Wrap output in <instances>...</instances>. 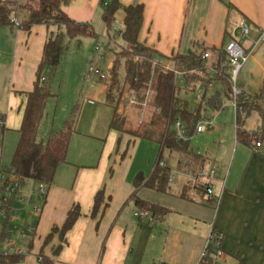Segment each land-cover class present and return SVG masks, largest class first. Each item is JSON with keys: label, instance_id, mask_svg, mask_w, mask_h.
Listing matches in <instances>:
<instances>
[{"label": "crops", "instance_id": "0c3cea01", "mask_svg": "<svg viewBox=\"0 0 264 264\" xmlns=\"http://www.w3.org/2000/svg\"><path fill=\"white\" fill-rule=\"evenodd\" d=\"M104 1L111 0H71L63 11L78 23H90L98 37L101 30H96V21H102L106 26ZM119 1L123 5H143L144 20L139 41L156 52L153 56L155 63L176 70L177 56L201 53L203 49L209 51V61L212 62L215 49H224L227 43L236 41L246 53H251L240 70L243 76L239 88H236L252 97L263 93L264 41L257 47L254 45L264 34V0ZM116 16L122 23V11ZM243 21L250 26L247 38L240 36ZM15 30L11 29L16 36L14 72L18 71V79L14 78L12 93L15 94H11V99L22 118L25 93L32 91L37 81L48 28L40 24L30 31ZM106 34L110 40V33ZM110 53L109 50L106 57ZM27 69L35 76L28 84L22 80ZM178 77V84H182L180 75ZM104 100L103 105L107 106ZM94 104L89 99L85 108L97 111ZM228 107L230 105L225 104L222 110L211 114L215 116L213 129L195 133L189 142L193 137L208 133L225 138L226 127L219 119ZM126 110L129 116L132 106H122L118 113ZM113 114L112 109V115L106 122L98 124L92 120L86 132L77 130L72 135L71 140L75 135L74 140L81 138L82 145L100 141L107 147L100 152L95 165L89 162L91 156L81 165L70 161L67 155L68 162L62 165L71 167L59 166L55 181L49 186L43 212L39 217L28 214L35 231L22 259L3 264H42L41 253L53 264H264V118L260 114L257 113L260 118L255 123H248L253 113L244 122V129L254 135L250 146L237 140L235 120V144L240 146L233 152L229 166L220 151L211 157L201 151H193L189 144V151L197 157L179 152H176L177 157H173L170 152L169 157L176 162V167L171 169L163 150L161 161L169 170L165 191H159L157 186H145L154 177L158 159L148 176L141 171L131 173L127 165L133 150L145 140L127 132L111 130ZM228 140V145L234 142L231 137ZM257 141L261 142L260 147H255ZM222 142L223 139L219 140L220 145ZM210 170H215V174L207 179L206 174ZM198 172H203L204 176L196 178L194 175ZM139 174H142L144 184L137 189L135 180ZM205 184L213 188L210 197ZM101 190L109 198L108 206L101 216L94 218V199ZM135 194L141 200L164 207L166 212L153 216L152 220L137 218L134 213L139 208L133 199ZM74 205H79L81 216L66 234L67 242L61 251L54 255V249L61 244L58 236L47 246H44V240L54 226L63 225ZM213 234L214 239L221 235L220 255L215 248L206 249Z\"/></svg>", "mask_w": 264, "mask_h": 264}, {"label": "trees", "instance_id": "16d2710c", "mask_svg": "<svg viewBox=\"0 0 264 264\" xmlns=\"http://www.w3.org/2000/svg\"><path fill=\"white\" fill-rule=\"evenodd\" d=\"M70 2L71 0H0V27H10L13 30L15 28L13 19L17 18L18 28L25 31H30L33 26L40 24L48 28L35 87L25 93L26 103L18 130L20 139L13 158V167L24 184L34 181L52 185L59 166L67 163L71 137L77 132L79 106L75 107L70 119L60 131L52 132L45 141L39 138L40 127L46 117V102L53 94L49 83L50 77L60 68L72 40L96 37L90 23H78L63 11V7ZM102 7L107 33L117 20V13L122 11L124 17L119 35L126 43V47L115 53L107 78L104 79L106 86L104 103L114 110L111 130L127 132L136 138L158 143L161 148L159 162L165 148L170 152H179L196 158L197 155L189 151V138L195 135L198 122L212 113L219 112L226 102L233 103L235 99L237 140L249 146L252 144L254 135L244 129V122L254 112L264 118V89L259 96H247L241 92L235 98L231 81L232 67L223 48L214 50L215 59L212 62L209 61L211 56L203 58L204 53L209 52L203 49L201 53L191 52L177 56L176 70L166 69L154 62L153 56L156 52L139 41L144 20L143 5L138 3L123 5L119 0H111L107 6L102 3ZM179 75L182 84H178ZM42 77L45 78V83L40 82ZM150 80L155 86L153 109L150 110V115L144 118L146 121L132 125L128 120L127 110L122 114L118 113L120 104L126 93L135 101H144L145 86ZM202 85L201 92L197 93L198 87ZM194 93L196 104L192 106L187 98ZM197 95H200L199 99ZM127 106L124 104L125 108ZM131 106L139 115L142 108L138 105ZM176 122L184 125L187 140L177 141L174 129ZM168 176V168H161L158 163L153 179L145 186L152 188L157 186L159 191H165ZM143 181L142 174H139L135 180L137 189L143 186ZM133 199L139 210H146L152 216H161L166 212L164 207L141 200L136 194L133 195ZM107 201L109 198L106 197L104 190L96 194L92 217L103 214L108 206ZM80 216L79 205H74L63 225L54 226L46 236L44 246L50 244L55 236L61 241L54 249V255L61 251L67 242L66 234ZM209 248L214 249L213 245ZM41 254L42 264H53L50 258ZM20 259L22 256H12L5 261L18 262Z\"/></svg>", "mask_w": 264, "mask_h": 264}, {"label": "rangeland", "instance_id": "374dc122", "mask_svg": "<svg viewBox=\"0 0 264 264\" xmlns=\"http://www.w3.org/2000/svg\"><path fill=\"white\" fill-rule=\"evenodd\" d=\"M121 25L122 23L120 22L119 26ZM98 28L101 30L100 36L83 37L80 41L74 39L70 42L69 51L63 57L60 68L52 77H50L49 83L51 86V92L53 94L46 102V117L43 120L39 131V138L41 140L45 141L50 137L52 132L60 131L65 125V122L70 119L76 106H79L77 130L86 132L88 130V126L92 123V120L97 121L98 124H101L102 121L106 122L110 119L112 115V108L103 105V100L105 99V82L96 75H90L88 66L89 62L92 61L95 55V46L97 44L104 46L106 49L110 50L111 53L108 57L105 56L104 59L98 63V66L108 75L109 68L111 67L112 61L116 55L115 53H117L119 49L126 47V43L119 34H116L113 31V29L109 31V40L105 30L106 26L102 21L98 23L96 21L97 31ZM15 29L16 28L13 29L14 32L16 31ZM14 32L11 31L10 27H0V45L3 47L0 49V112L5 113L6 115L4 116L0 113V115H3L5 119V130L2 134V164L6 168L13 166L14 154L20 139L18 130L22 120L20 113H18V108L14 106V102H12L11 99V94H13L12 88H14V78L16 80L18 79V71L15 70L14 72L16 65H14L16 62L14 59L16 43V36ZM242 76L243 73L240 71L236 81H234L235 87L239 88V82L241 81ZM31 78H35V76L30 74L29 69L23 72L22 80L24 83L28 84L31 81ZM202 88L203 85L199 86L197 93L201 92ZM147 89L148 87L146 85L145 90ZM195 97L196 94L194 93L187 98L192 106L196 104ZM129 98L133 99L128 93H126L119 108L124 106V104H128V106L133 105L126 101L127 99L129 100ZM89 99L95 102L94 105L98 107L97 111L96 109L89 110L85 108L89 104ZM10 102H12L11 105L13 106L11 107L12 111L10 110ZM226 104L230 105V107L226 108L224 114L219 119L226 127L225 138H219V134L208 133L203 136L193 137L190 139L189 144L193 151H201L202 153H205L211 157H215V155H217V153L220 151L224 155L223 159L225 160L226 165L228 164L229 166L233 152L238 145L240 146V144H235V109L232 105V102H226ZM151 109H153V102L150 103L146 110H141L139 115L134 109L130 110L131 112L129 111L130 114L128 116L130 123L132 125H136L137 122L141 124L144 120L146 121L147 119L144 118L150 115ZM259 118L260 117L257 113H253L248 120V123H255ZM74 137L75 135L70 142V152H68L69 160L82 165L88 162V156H91L92 160L89 161L90 164H97L100 152L107 146L100 141H96L94 143L90 142L87 145H82L81 141L83 140L81 138L74 140ZM230 137L231 140H234V142L228 145L230 141L228 139ZM221 139H223L222 145L219 144V140ZM109 148L110 142L108 143V149ZM159 151V144L146 140L142 141L140 144H138L136 150L134 148L132 157L129 160L127 167L131 169V173L141 171L143 172V175L148 176L156 166ZM221 153H219L220 156ZM169 154L170 151L165 148L164 156L167 160V165L173 169L176 167V162L174 161L173 157H177V155L176 152H172L171 156L173 157H169ZM128 158L129 157H127L126 160ZM61 167L69 168L71 166H67L65 164ZM56 175L57 172L55 174L54 181ZM28 183H30V185L34 188H37L38 186V183L34 181H30ZM147 193L150 194V192ZM15 206L22 209V212L18 213L19 219L32 224V218L28 215L25 207L26 203L16 202ZM18 235H20V232L16 231L12 235V238L17 241L19 247L26 249L29 245L32 233L27 231V235L24 239H20ZM25 255H27V252Z\"/></svg>", "mask_w": 264, "mask_h": 264}, {"label": "built area", "instance_id": "2783aa9c", "mask_svg": "<svg viewBox=\"0 0 264 264\" xmlns=\"http://www.w3.org/2000/svg\"><path fill=\"white\" fill-rule=\"evenodd\" d=\"M103 4L105 6L108 5L107 1H104ZM15 27L18 28L19 21L17 18L13 19ZM120 21L116 20L112 29L116 34H119L121 31V26H119ZM250 33V26L247 21H243L240 27V36L243 38H247ZM264 41V34L259 37V39L255 42L254 47H257L261 42ZM108 49L104 46L96 45L94 49V57L92 61L89 62L88 70L90 75H96L100 79H106L107 74L103 72L98 63L101 62L106 54L108 53ZM224 52L227 55L228 61L232 67L231 70V81L233 83V92L234 97L241 93L234 86V81H236L237 76L242 68V66L247 62L251 53H246L244 48L236 41H230L224 47ZM210 57L209 52L204 53L203 58L207 59ZM45 78L42 77L40 82L43 83ZM148 89L145 90V99L142 102L135 101L133 99L126 101L133 105H139L142 110H146L150 103L153 102V96L155 93V86L150 80L147 84ZM200 95H197V99H199ZM234 109L236 110V100L234 99L232 103ZM215 124V116L210 115L203 120H200L196 127V133H205L210 129H213ZM174 129L176 131V139L177 141H185L187 140L186 130L182 123L176 122L174 125ZM5 130V119L0 115V264H3L5 260H8L12 256H23L25 249L23 247H19L17 241L12 238V235L19 231L20 239H24L27 235V231H30L32 234L35 231V226L33 224H29L26 221H21L18 217V213L22 212V209L15 206V203H26V210L29 215H34L35 217H39L44 209V204L49 192V186L42 182H37V188H34L30 185V183L24 184L20 177L18 176L15 168L11 166L10 168L4 167L2 164V134ZM255 147H260L261 142L257 141ZM161 167H166L163 161L159 162ZM215 170H210L209 173L206 174L207 179H211L214 177ZM196 178L204 176L203 172H198L194 175ZM206 193L210 197L213 194V188L208 187L206 184ZM134 215L137 218H146L149 220L153 219V216L150 212L146 210H136ZM221 244V235H217L214 239L211 237L210 241L207 244L206 249L212 246L215 248L218 255L221 254L220 251Z\"/></svg>", "mask_w": 264, "mask_h": 264}]
</instances>
